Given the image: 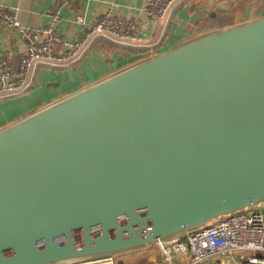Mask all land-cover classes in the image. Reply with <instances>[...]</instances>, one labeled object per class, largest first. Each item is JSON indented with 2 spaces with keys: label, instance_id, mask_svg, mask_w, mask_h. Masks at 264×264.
Here are the masks:
<instances>
[{
  "label": "water",
  "instance_id": "95a60500",
  "mask_svg": "<svg viewBox=\"0 0 264 264\" xmlns=\"http://www.w3.org/2000/svg\"><path fill=\"white\" fill-rule=\"evenodd\" d=\"M259 208L264 14L0 129V264L113 259Z\"/></svg>",
  "mask_w": 264,
  "mask_h": 264
},
{
  "label": "crops",
  "instance_id": "0c3cea01",
  "mask_svg": "<svg viewBox=\"0 0 264 264\" xmlns=\"http://www.w3.org/2000/svg\"><path fill=\"white\" fill-rule=\"evenodd\" d=\"M145 0H75L73 6H64L59 0H0V4L15 10L18 20L33 29H42L49 23V11H59L57 32L64 38L78 36L83 25L74 23L76 15L86 23H92L104 11L125 18L136 25L140 35L137 46H123L98 39L90 51L79 61L58 69H44L36 73L34 84L25 93L0 99V129L22 119L30 113L87 86L107 75L129 66L147 56L164 51L204 32L226 25L252 20L264 14V0H182L174 9L170 20L162 30L144 18ZM262 2V3H261ZM225 6H222L223 4ZM261 3V5H260ZM195 5L198 17L190 20L189 6ZM205 13H202V12ZM210 22L217 28L205 29ZM226 25L220 26L223 23ZM220 26V27H218ZM163 31V32H162ZM16 30L0 26V57L12 63L20 58L21 45ZM264 213V208H262ZM241 256L219 254L210 257L205 264H239ZM89 264H189L173 252L167 260L158 244H152Z\"/></svg>",
  "mask_w": 264,
  "mask_h": 264
},
{
  "label": "built area",
  "instance_id": "2783aa9c",
  "mask_svg": "<svg viewBox=\"0 0 264 264\" xmlns=\"http://www.w3.org/2000/svg\"><path fill=\"white\" fill-rule=\"evenodd\" d=\"M181 1L145 0L142 13L152 23L151 26L161 23L162 30H165ZM59 2L70 7L75 0ZM59 17L58 9L53 8L49 11L47 26L33 29L18 20L13 8L0 4V26L16 30L22 48L17 63L0 57V99L29 91L39 70L66 68L76 63L98 39L123 46L139 44L140 35L134 22L109 11H104L92 23H86L76 15L73 22L82 24L83 29L75 38H64L57 32ZM157 244L167 260L175 252L189 264H205L215 255L231 254L242 257L239 264H264V213L262 208L236 212L181 237Z\"/></svg>",
  "mask_w": 264,
  "mask_h": 264
},
{
  "label": "trees",
  "instance_id": "16d2710c",
  "mask_svg": "<svg viewBox=\"0 0 264 264\" xmlns=\"http://www.w3.org/2000/svg\"><path fill=\"white\" fill-rule=\"evenodd\" d=\"M214 23H215V22H210V23H208V25L205 26V29L208 30V29H212V28H215V27L217 28V26H215ZM228 23H229V22H226V23L224 22V23H223L222 25H220V26L226 25V24H228ZM220 26H218V27H220ZM96 41H97V40H96ZM96 41H95V43H96ZM95 43H94V44H95Z\"/></svg>",
  "mask_w": 264,
  "mask_h": 264
},
{
  "label": "flooded vegetation",
  "instance_id": "af4514ba",
  "mask_svg": "<svg viewBox=\"0 0 264 264\" xmlns=\"http://www.w3.org/2000/svg\"><path fill=\"white\" fill-rule=\"evenodd\" d=\"M226 4L224 3L222 6H225Z\"/></svg>",
  "mask_w": 264,
  "mask_h": 264
},
{
  "label": "rangeland",
  "instance_id": "374dc122",
  "mask_svg": "<svg viewBox=\"0 0 264 264\" xmlns=\"http://www.w3.org/2000/svg\"><path fill=\"white\" fill-rule=\"evenodd\" d=\"M262 3V2H261ZM261 3H260V5H261Z\"/></svg>",
  "mask_w": 264,
  "mask_h": 264
}]
</instances>
